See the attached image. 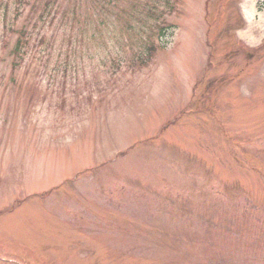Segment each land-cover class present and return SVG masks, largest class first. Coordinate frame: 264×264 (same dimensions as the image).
Here are the masks:
<instances>
[{"label":"rangeland","instance_id":"374dc122","mask_svg":"<svg viewBox=\"0 0 264 264\" xmlns=\"http://www.w3.org/2000/svg\"><path fill=\"white\" fill-rule=\"evenodd\" d=\"M138 256L264 264V0H0V264Z\"/></svg>","mask_w":264,"mask_h":264},{"label":"trees","instance_id":"16d2710c","mask_svg":"<svg viewBox=\"0 0 264 264\" xmlns=\"http://www.w3.org/2000/svg\"><path fill=\"white\" fill-rule=\"evenodd\" d=\"M22 35H23V32L21 33V36ZM21 43H22V39L19 37L18 42H16L17 45H15L13 50H19L21 45H22ZM225 213H226V209H225ZM225 213H224V216H225ZM202 218L207 220L208 224H207V229L203 230L204 234H202L199 237L198 242H200L202 247H205V248H208V249H213L216 246V244H218V241L215 238H213V232L216 231V230H224V229H219L222 226V225H220L221 221L220 220L215 221L213 215L204 214L202 216ZM228 220L231 221L232 219L228 218ZM236 226H239V224L237 223V220H236ZM226 227L228 228V226H226ZM229 228H231V227H229ZM236 230L238 231V228H236ZM224 231H225V234H227V231L226 230H224ZM171 238L175 239L174 234L172 235ZM244 255L245 254H243L242 257ZM122 256L123 257L126 256V253H124ZM129 257L132 260H134V255H130ZM152 257H153V255H152ZM150 258L151 257H147V256H145V257L138 256L136 258V264L141 263L142 260L144 261V264H146L149 261ZM155 259H157V258H155ZM234 259H237V256L233 257L231 260H234ZM208 264H210V263H208ZM213 264H215V263H213ZM231 264H233V263H231Z\"/></svg>","mask_w":264,"mask_h":264}]
</instances>
